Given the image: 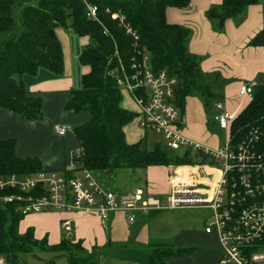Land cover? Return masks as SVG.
<instances>
[{
	"label": "trees",
	"instance_id": "16d2710c",
	"mask_svg": "<svg viewBox=\"0 0 264 264\" xmlns=\"http://www.w3.org/2000/svg\"><path fill=\"white\" fill-rule=\"evenodd\" d=\"M27 1L0 0V33L10 32L15 27L13 6L16 3L22 6L23 25L21 33L4 40L0 47L1 106L29 120H42L43 99L30 94L23 76L36 75L41 68L58 75L64 73V52L57 35L58 28H71L80 36L90 37L80 60L91 70L82 77L81 88L73 91L66 109L75 112L89 110L92 118L73 129L82 146L80 155L74 156L77 167L63 172L66 176L72 177L83 168L114 171L197 162L191 149L169 153L160 143L148 149L142 140L128 142L125 126L138 113L122 106L123 91L112 74L120 68V60L128 65L133 56V35L127 32V24H130L140 35L142 47L150 54L153 70L167 69L176 77V100L183 117L187 99L194 92L199 93L208 106L215 99L216 102L222 101L223 95L216 93L213 86L215 80H222L220 74L204 72L200 58L189 50L190 29L167 19L168 8H187L192 0H39L36 5L27 4ZM260 1L223 0L220 7L208 11V16L222 29L228 19L241 16L250 5ZM88 4L98 5L99 20L87 16ZM114 11H122L126 20L122 22L119 17L114 18ZM251 42L264 43V29ZM254 129L264 139V82L257 86L253 99L233 123L232 136L241 139ZM16 145L14 138L1 141L0 177L47 170L41 158L18 157ZM200 161L208 160L203 156ZM14 192L17 190L8 188L4 191L8 194ZM22 205L16 200L0 202V255H5L10 264H19L20 256L32 252L35 247L56 254L45 259V264H57L61 257H65L68 264H98V247L86 252L82 241L75 242L70 237L51 244L47 236L37 238L34 227L20 232V223L26 216L21 210ZM194 250L174 243H153L148 264H167L169 258ZM81 251L88 257L80 255Z\"/></svg>",
	"mask_w": 264,
	"mask_h": 264
},
{
	"label": "built area",
	"instance_id": "2783aa9c",
	"mask_svg": "<svg viewBox=\"0 0 264 264\" xmlns=\"http://www.w3.org/2000/svg\"><path fill=\"white\" fill-rule=\"evenodd\" d=\"M87 8V16L99 20L98 5L88 4ZM112 16L122 22L126 20L122 11H114ZM127 26V32L133 35V56L128 65L120 60V68L112 74L137 104L139 125L162 135L173 151L191 149L197 162L176 165L165 203L143 188L127 193L106 189L87 168L76 171L72 177L56 170L0 177V202H22L21 210L25 215L53 209L94 213L104 225L116 212L125 213L128 223L133 225L141 213L208 208L214 214L206 221V231H216L219 236L222 247L219 263L264 264L262 135L254 129L241 139L233 138L232 125L242 110L230 111L223 101H217L214 119L227 134L224 143L212 147L185 136L182 131L185 119L176 100V77L167 69L153 70L150 54L140 43V35L130 24ZM259 84L243 81L239 94L250 102ZM66 129L62 128L60 133L64 134ZM203 156L208 161L201 162ZM8 188L17 192L4 193ZM63 227L70 231L71 222L65 220ZM0 264H10L5 255H0Z\"/></svg>",
	"mask_w": 264,
	"mask_h": 264
},
{
	"label": "crops",
	"instance_id": "0c3cea01",
	"mask_svg": "<svg viewBox=\"0 0 264 264\" xmlns=\"http://www.w3.org/2000/svg\"><path fill=\"white\" fill-rule=\"evenodd\" d=\"M222 1L192 0L187 8L170 7L167 10V19L169 22L178 23L190 29L188 47L200 58L204 72L208 74L218 72L224 83L229 80L226 88L234 86L239 89L241 82H258L260 75L264 74L263 42L260 44L251 42L264 29V3L260 1L258 4L250 5L244 14L228 19L224 27L219 29L216 21L208 16V11L213 7H220ZM57 35L64 52V73L58 75L41 68L36 75L28 74L22 78L30 94L43 99V119L32 121L0 105V143L14 138L17 140L16 155L18 157L41 158L45 169L63 173L77 167L74 156L82 146L73 129L89 122L92 118L89 110L75 112L66 109V105L73 97V91L81 88L82 77L91 70L89 65L83 64L80 60L82 49L89 44L90 37L80 36L71 28H58ZM123 95L124 107L138 112V106L131 94L126 92ZM190 98L187 99L184 115L188 126L186 124L182 130L185 136L199 142L206 139L205 135L208 131L203 122L194 117ZM245 100L247 105L249 100ZM62 128H67L64 134L60 133ZM140 128L134 126L133 129L127 128L130 129L129 133L126 128L124 129L128 142H138L137 140L143 135ZM211 145L208 144V146ZM175 167L176 165H155L146 168L145 190L167 199L171 190L170 177ZM162 211L141 213L138 219L139 217L152 218L161 215ZM65 220L71 222L70 231H65L63 227ZM130 226L132 225L128 223L126 214L123 212L113 213L108 223L104 225L100 217L94 213L52 211L27 214L20 223V232L23 233L29 227H34L36 237L41 239L47 236L51 244L70 237L75 242L82 241L84 248L92 251L95 247L106 248L110 244L116 247L118 242L129 240ZM170 233V237H165L170 238L167 239L169 241H160L165 240L162 238L148 244L168 242L178 247H192L195 248L196 253L198 252L197 256L200 257L202 264L220 262L222 247L219 236L216 231L207 232L206 224L205 229L198 234L186 232L176 236V226L170 230ZM148 235V226L144 224L137 232L135 239L148 241ZM188 254L190 253L169 258L167 264H190L189 261H184Z\"/></svg>",
	"mask_w": 264,
	"mask_h": 264
},
{
	"label": "rangeland",
	"instance_id": "374dc122",
	"mask_svg": "<svg viewBox=\"0 0 264 264\" xmlns=\"http://www.w3.org/2000/svg\"><path fill=\"white\" fill-rule=\"evenodd\" d=\"M39 0H28L27 4L36 5ZM264 3V0H261ZM13 16L16 21L15 27L10 32L0 33V47L4 40L9 39L15 34L21 33L23 31L22 25V6L20 3H16L13 6ZM229 80L224 83L221 81H214V91L223 95L222 101L226 105L227 109L230 111H239L244 109L246 106V100L242 98L239 94V89L237 87L232 86L231 88H226V84ZM259 83L264 82V74L260 75L258 79ZM123 93H126L124 89H122ZM190 106L193 111L194 117L196 119L201 120L203 124L206 126L207 135L206 141H202L200 143L204 145L212 144L211 146H221L225 139L227 138V134L224 130H221L217 123L215 122L214 115L217 110L214 106L216 99L212 102V105L208 106L205 103L204 98L197 92H194L190 96ZM189 104V103H188ZM122 106H125V103L122 102ZM140 118L137 116L131 123L125 126V128L133 129L140 128L139 125ZM187 123L183 125V130ZM132 126V127H131ZM140 126V127H139ZM188 126V124H187ZM143 132V135L137 140L140 139L143 141V146L148 149H153L157 143H160L161 147L168 151L169 153H173L168 145L165 143V140L162 135L158 134L152 129H144L140 128ZM128 133L130 129H127ZM182 130V131H183ZM130 138V137H129ZM196 141V140H195ZM205 141V142H204ZM204 142V143H203ZM94 176L98 180V182L105 187L106 189L113 190L117 193H126L132 191L136 188H144L146 189L147 183V171L146 168L132 169V168H121L114 171H106V170H96L93 171ZM164 175V174H162ZM149 192V191H148ZM151 194L157 196L164 203L166 202L165 197L158 196L152 192ZM174 210V211H172ZM52 211H62L58 209L53 210H45L42 212H52ZM38 213V212H31ZM40 213V212H39ZM30 214V213H29ZM214 212L211 209H165L162 211L161 215H156L152 218L149 217H139L137 224L130 226V239L124 242H118L116 247L112 246L109 248H98V264H127L135 262L137 264H147L148 262V253L150 245L148 242L158 241L157 239L164 238L165 240L160 241H169L165 237H170V230L176 226V236L181 235L186 232H194L198 234L205 229L206 221L213 216ZM145 225L148 226V241H140L136 240L137 232L141 230V228ZM22 229V225H21ZM66 231V230H65ZM137 231V232H136ZM147 231V230H146ZM175 231V230H174ZM214 244V243H213ZM86 252H91L86 249ZM195 252V253H194ZM198 253V252H197ZM196 251H192V253L188 254L185 257L184 261H189L190 264H202L200 257L197 256ZM83 257L86 256L87 253L79 252ZM56 254L51 251L43 250L39 247H35L32 252L24 253L20 256L19 264H45V259H50L54 257ZM145 259V260H144ZM57 264H68L65 257H61L58 259ZM219 264V263H217Z\"/></svg>",
	"mask_w": 264,
	"mask_h": 264
}]
</instances>
